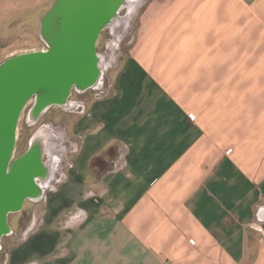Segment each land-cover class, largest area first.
<instances>
[{"label":"crops","instance_id":"1","mask_svg":"<svg viewBox=\"0 0 264 264\" xmlns=\"http://www.w3.org/2000/svg\"><path fill=\"white\" fill-rule=\"evenodd\" d=\"M207 1L201 39L178 0L148 9L109 85L74 102L62 191L3 239L1 264H264V0H230L215 21ZM171 56L181 69L165 71Z\"/></svg>","mask_w":264,"mask_h":264},{"label":"water","instance_id":"2","mask_svg":"<svg viewBox=\"0 0 264 264\" xmlns=\"http://www.w3.org/2000/svg\"><path fill=\"white\" fill-rule=\"evenodd\" d=\"M128 0H56L40 21L46 50L21 53L0 64V251L13 235L10 216L27 201L43 200L55 169L46 161L51 141L36 134L15 158L19 124L28 104L37 124L52 108L71 107L73 94L99 88L103 70L97 44ZM50 156V155H49Z\"/></svg>","mask_w":264,"mask_h":264},{"label":"rangeland","instance_id":"3","mask_svg":"<svg viewBox=\"0 0 264 264\" xmlns=\"http://www.w3.org/2000/svg\"><path fill=\"white\" fill-rule=\"evenodd\" d=\"M55 1L56 0H0V64L4 60L21 53L47 49L39 35L40 21L42 16L50 10ZM171 1L172 0H128V4L121 10L115 23L110 28L103 31L99 38L97 52L101 59V68L104 71V77L101 81V86L94 90L95 92H101V89L109 85V75L115 69V66L118 65L117 59H119L121 55L131 52L135 38L142 28V23L146 19L147 10L167 9ZM205 1L206 0H178L175 5V9H186V11L190 12L186 14V22L183 26L185 27L184 32H186V30L191 31V33L198 37L197 39L203 38L207 31L201 33V22L196 20L195 23H192V17H194L195 9ZM210 1L214 10L202 15V18H206L207 16V21H215L216 17H218V10H220L221 7L224 8L231 4L230 0H208L207 2L209 3ZM217 7H219V9H217ZM229 14L230 11L222 9L224 22L225 17ZM242 17L243 16L240 14V21ZM211 18L213 20H210ZM244 48L246 47L241 45L238 46L240 54L241 50H244ZM244 51V54H246V50ZM230 56L231 54L224 55L223 59L225 60ZM170 59L171 61L165 63V71L170 67L181 69L180 63L174 62L181 61L180 59L174 56H171ZM227 61L224 65L226 64V66L229 67L231 64L229 63L230 59ZM232 62L233 67L238 66L239 69H246V67L250 65L246 56L243 58L240 57L239 62L234 63V60ZM202 64H204V61L195 62L194 68L191 70L197 71L198 68L202 67L208 70H214V59L210 62H206L204 66L200 67ZM259 65L257 69H262L263 64L260 63ZM92 92L93 90L89 93ZM88 95L87 93L82 95L74 94L72 96L70 108L64 111H61L57 107L52 108L37 124H27V113H24L19 124L15 158L20 157L27 151L31 139L36 134L43 133L44 136L48 137L49 141H51L50 146L47 148L50 150L48 153L50 156H46V161L52 165L55 171L57 166L65 165L67 161L66 155L74 151V141L70 139V133H68V135L65 134V124L74 120V102H76L80 96L87 97ZM61 177V174L54 172L53 180L43 199L50 193V189H53L55 186L58 191L60 189L62 191V183L59 182ZM57 190H51L52 193L50 195L56 193ZM38 203L39 202L33 203L27 201L22 212L10 216L12 224L19 217L20 225L14 228L12 236L5 237V243L9 244L10 240L17 242L16 239L19 240L25 236L36 218L33 217V214L36 211L39 214V209L37 207ZM34 208L38 210L35 209L34 212ZM68 213V215H70L72 212L69 211ZM3 261L4 254L0 252V264Z\"/></svg>","mask_w":264,"mask_h":264},{"label":"flooded vegetation","instance_id":"4","mask_svg":"<svg viewBox=\"0 0 264 264\" xmlns=\"http://www.w3.org/2000/svg\"><path fill=\"white\" fill-rule=\"evenodd\" d=\"M100 86H101V84H100ZM100 86H99V87H100ZM74 94H78V95H80L79 93H76V92H75ZM74 94H73V95H74ZM31 107H32V103H30V105L28 104L27 108H26L25 111H24V113H27V118H26V119H27V124H29V123H30V124H33V123L30 121V119H29V118H30V115H29V114H30V109H31ZM24 113H23V114H24ZM23 114H22V115H23ZM42 118H43V117H42ZM42 118H41V119H42Z\"/></svg>","mask_w":264,"mask_h":264},{"label":"trees","instance_id":"5","mask_svg":"<svg viewBox=\"0 0 264 264\" xmlns=\"http://www.w3.org/2000/svg\"><path fill=\"white\" fill-rule=\"evenodd\" d=\"M101 157H98L94 160V162L92 163V170L95 169L96 165L101 161Z\"/></svg>","mask_w":264,"mask_h":264},{"label":"built area","instance_id":"6","mask_svg":"<svg viewBox=\"0 0 264 264\" xmlns=\"http://www.w3.org/2000/svg\"><path fill=\"white\" fill-rule=\"evenodd\" d=\"M192 120H194V119H192Z\"/></svg>","mask_w":264,"mask_h":264}]
</instances>
